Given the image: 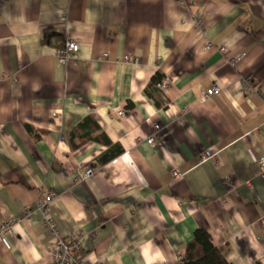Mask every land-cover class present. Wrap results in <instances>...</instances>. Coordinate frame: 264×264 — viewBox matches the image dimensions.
<instances>
[{
  "label": "crops",
  "instance_id": "1",
  "mask_svg": "<svg viewBox=\"0 0 264 264\" xmlns=\"http://www.w3.org/2000/svg\"><path fill=\"white\" fill-rule=\"evenodd\" d=\"M49 191L87 264H177L197 229L264 264V0H0V264L47 263Z\"/></svg>",
  "mask_w": 264,
  "mask_h": 264
},
{
  "label": "built area",
  "instance_id": "2",
  "mask_svg": "<svg viewBox=\"0 0 264 264\" xmlns=\"http://www.w3.org/2000/svg\"><path fill=\"white\" fill-rule=\"evenodd\" d=\"M182 3V2H181ZM184 4V3H182ZM206 48H210L208 44ZM78 51V45L70 40H66L56 51V58L57 62L60 65L65 64L72 56ZM219 51L225 53V48L220 47ZM106 57V55H104ZM125 61L132 62L133 64H137L136 59H131L126 56ZM238 58L229 60L232 64L237 61ZM155 94L157 95L160 102L163 104H167L166 101V94L168 92V84L166 81H162L157 86H155ZM220 88L218 86H213L210 89L206 90L203 94V99H209L214 96H218L220 94ZM118 117L124 116L123 111H119L117 113ZM157 130L158 127L155 126ZM148 144L154 145L156 142L154 138H148ZM214 155H210L209 153L204 154V159H210ZM258 166H263V161H258ZM92 173L91 169H88L84 172L82 176H80V180H84L88 178ZM172 176L174 178L180 177V174L177 170L172 171ZM56 193L53 191L44 192L41 194L40 201L38 202V210L42 215V224L43 226L54 236L55 243L52 247V250L49 255V259L46 264H87L84 258L79 256L80 251V243H79V236L74 235L70 238H64L60 235L56 223L53 219L49 216L50 206L53 200L56 198ZM16 221L13 219H9L3 221L0 224V245L3 246L5 249L9 250L10 244L8 240V236L14 235V225Z\"/></svg>",
  "mask_w": 264,
  "mask_h": 264
},
{
  "label": "trees",
  "instance_id": "3",
  "mask_svg": "<svg viewBox=\"0 0 264 264\" xmlns=\"http://www.w3.org/2000/svg\"><path fill=\"white\" fill-rule=\"evenodd\" d=\"M163 77L156 73L151 79L149 89L161 83ZM177 264H230L221 253L212 245L208 233L197 229L193 238L187 243L184 253Z\"/></svg>",
  "mask_w": 264,
  "mask_h": 264
}]
</instances>
